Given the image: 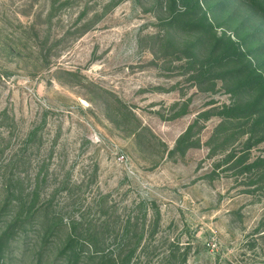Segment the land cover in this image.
Returning a JSON list of instances; mask_svg holds the SVG:
<instances>
[{"label": "rangeland", "instance_id": "1", "mask_svg": "<svg viewBox=\"0 0 264 264\" xmlns=\"http://www.w3.org/2000/svg\"><path fill=\"white\" fill-rule=\"evenodd\" d=\"M188 1L0 0V264H264V14Z\"/></svg>", "mask_w": 264, "mask_h": 264}, {"label": "trees", "instance_id": "2", "mask_svg": "<svg viewBox=\"0 0 264 264\" xmlns=\"http://www.w3.org/2000/svg\"><path fill=\"white\" fill-rule=\"evenodd\" d=\"M189 1L186 3V6H185L184 14H186V15L187 14L190 15L191 13H193L194 11H196L198 9V7H199V2L198 1H196V0H189ZM252 5H256L257 7H259L261 9V11L263 12V14H264V0H252ZM175 21H179L180 23H183V24L185 23V21L182 22L179 18H175V20H173L171 23H173ZM187 24H190V23H187ZM177 25H179V24H176L174 26H177ZM228 40L231 41V42H228L229 49H233L234 51L237 50V48L235 49V47H234L233 40L231 38H229ZM228 53L229 52H226V53L223 54L222 51H219V53L217 54V56H218L219 59L220 58L222 59V57H229ZM229 109L230 110H234L236 108L231 107Z\"/></svg>", "mask_w": 264, "mask_h": 264}]
</instances>
